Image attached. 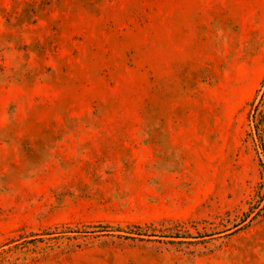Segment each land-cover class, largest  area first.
<instances>
[{
    "label": "rangeland",
    "instance_id": "374dc122",
    "mask_svg": "<svg viewBox=\"0 0 264 264\" xmlns=\"http://www.w3.org/2000/svg\"><path fill=\"white\" fill-rule=\"evenodd\" d=\"M0 264H264V0H0Z\"/></svg>",
    "mask_w": 264,
    "mask_h": 264
}]
</instances>
